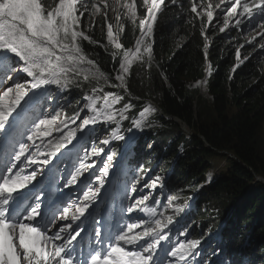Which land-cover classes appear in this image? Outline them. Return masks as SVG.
<instances>
[{"label": "snow or ice", "instance_id": "6c2138e0", "mask_svg": "<svg viewBox=\"0 0 264 264\" xmlns=\"http://www.w3.org/2000/svg\"><path fill=\"white\" fill-rule=\"evenodd\" d=\"M170 3L175 5L177 0H170ZM189 3L190 11L196 16L206 15L209 23L213 20L214 10L226 6L227 15L224 27L220 28L221 32L233 18L238 27L244 18L251 20L259 14L261 20L258 21L257 31L248 43L255 41L257 36L264 41V0H219L215 5L212 0H200L199 4L197 0H189ZM140 7L146 10L144 18L139 20L140 34L133 47L125 48L120 42V35L124 31L120 23L121 10H124L123 15L127 20L136 25L137 0H58L55 6H46L43 0H0V87L12 80L13 72L19 74L17 82L0 92V133H6L8 128L13 127V121L24 111L23 104L28 102L26 98L32 99L30 93L35 95V90L50 85L66 89L74 80L95 81L100 85L94 86L92 94L85 97L86 103L81 110L86 109L89 115L81 118L77 114L73 118L61 110L50 118L33 121L30 134L25 136L26 141L31 143L15 141L8 162L0 165V264H157L162 242L169 240L168 235L163 233L173 223V217L164 214L167 208L158 213L156 207H150L147 203L150 195L135 199L125 209L129 214L142 213L148 219L141 217L132 222L120 223L114 231L107 234L94 229L85 255L80 247V241L84 239L81 236L84 231L81 217H85V213L95 203L99 189L88 188L83 191L79 202L72 201L64 207H55L48 213L42 212V200L38 196L29 200L27 193L23 191L36 180L38 172L43 173L44 166L61 149L72 144L77 132L97 124L119 125L122 120L128 119L125 113L131 105L115 107L123 97L113 91H104V86L110 83L109 76L100 69L96 61L84 53L82 42H99L93 40L80 25L85 13L90 22L89 30L94 26L96 16L102 15L107 20L109 11L114 13L117 30L114 32L113 25L108 23L107 45L101 46L107 50L110 45L120 52L121 60L113 77L119 83L111 84V87L127 90L126 78L134 63H146L151 67L154 25L158 14L166 5L165 0H142ZM198 7L202 11H198ZM201 31L203 34V28ZM205 39L207 41V37ZM259 47L264 49V42ZM204 48L207 55V42ZM116 51L113 52L114 58ZM236 57L239 63H243L240 61L239 51L236 52ZM12 60H15L16 67L10 63ZM21 80L24 82H20ZM154 111L151 105L146 106L139 113L140 118L133 120L134 126L140 128L146 115ZM77 120L80 123L76 128L70 129L67 134L51 138L53 133H63L69 121L76 123ZM123 139L118 130H113L109 138L102 140V144L108 145L113 140ZM103 151V148L93 147L91 155L97 156ZM107 159L111 161L112 156ZM92 166L81 162L65 186L76 184L83 172ZM27 169L32 170L26 172ZM107 174L108 167L105 166L102 174L96 178L100 187H103ZM158 181L159 178L146 187L156 189ZM132 191L135 192V189ZM167 199L171 205L176 197ZM158 203L159 201L152 200L153 205ZM180 211L181 208H175V212ZM77 221L81 223H76ZM199 244V240H189L174 245L165 250L166 256L173 259L161 264H174V261L187 264L188 257Z\"/></svg>", "mask_w": 264, "mask_h": 264}, {"label": "trees", "instance_id": "16d2710c", "mask_svg": "<svg viewBox=\"0 0 264 264\" xmlns=\"http://www.w3.org/2000/svg\"><path fill=\"white\" fill-rule=\"evenodd\" d=\"M57 2L43 0L46 6H55ZM218 2L212 0L213 5ZM141 3L142 0H137L136 25L128 21L121 10L120 23L124 31L120 42L125 48L133 47L140 34L139 20L146 15ZM165 5L158 14L151 38V67L146 63H134L126 78L127 90L111 87L118 83L113 77L121 60L120 52L110 45L107 50L101 46L107 45V24L113 25L114 32L117 30L114 13L109 11L107 20L102 15L96 16L91 30L88 14L81 19V29L99 42L84 41L82 47L109 76L110 83L104 86V91H113L123 97L116 108L131 105L125 113L128 119L119 125L109 124L107 128L118 130L119 134L133 129V120L139 119V113L153 102L157 108L152 106L155 111L146 115L139 139L143 142L144 156H157L163 171L170 177L168 190L182 197L183 207L197 194L198 219L211 231L221 225L228 248L249 241L250 250L260 248L264 253V182L257 180L258 176L264 178V50L259 47L261 37L248 43L257 28L245 18L238 27L235 18L231 19L221 32L226 6L215 9L209 23L206 15L196 16L190 11L189 0H177L175 5L165 0ZM197 10L202 11L199 7ZM206 42L211 66L208 65V69ZM237 51L243 63L237 60ZM94 86L100 85L95 81L74 80L66 89L54 85L51 93L60 110L70 117L82 114L84 118L90 113L81 109ZM184 125L190 132L185 131ZM103 128L105 126L97 127V131L101 134ZM124 142L125 139L117 140L111 147L117 150ZM99 148L105 147L99 145ZM223 151L227 152L223 154L230 166L208 184L205 173L213 157ZM229 154L233 158L228 157ZM230 208L234 211L229 216Z\"/></svg>", "mask_w": 264, "mask_h": 264}, {"label": "rangeland", "instance_id": "374dc122", "mask_svg": "<svg viewBox=\"0 0 264 264\" xmlns=\"http://www.w3.org/2000/svg\"><path fill=\"white\" fill-rule=\"evenodd\" d=\"M116 26L118 27L117 24H116ZM12 66L16 67L17 65H16V63H13ZM15 73L16 72H13L12 75H16ZM28 79H30V78H28ZM10 83H11V80H9L7 82V84H10ZM53 86L54 85H50V86H47L46 88H43L44 92H47L48 89L51 90ZM30 96H32V99L28 100V102L25 104V106H26L25 113L30 109V107L33 105V103L35 102V100L37 98L36 92H35V95H33L31 93ZM53 103H54V101H52V100L50 102H44L45 107L41 108V113L39 116H36V118L42 117L44 115L46 109H48V107H51L50 105ZM149 104L151 106L157 108L153 102L150 101ZM85 110L86 109H84V111ZM184 127H185L186 132H190V130L188 128H186L185 125H184ZM143 130L144 129H140V128L136 127V128H133V129L125 132L124 134H121V135L123 137H134V136L137 137L140 133L143 132ZM21 131H22V128H20V132ZM1 134L2 133H0V143H1ZM18 140H23L24 142L29 143V144L31 143L30 141H26V139L20 138V137L17 138V141ZM114 141L115 140H113L112 142H114ZM78 146H81V142H78L77 144L73 145V147H72V144L69 145V147H72L71 149H76V150H77ZM17 150H18V146H17ZM12 151H13V148L11 150L6 149L5 151H3L0 154V165L5 164L4 161H6V163L8 162L9 154ZM33 151H34V149H33ZM73 157H74L73 154L64 153L63 156L60 158L59 157H57L56 159L53 158L48 165L44 166L43 173L38 172L36 180L33 181V183L28 186L25 193H27L29 200H31L37 196L42 200V206H41L42 212L48 213L50 211V209L54 210L55 207L66 206V204L70 203V201L74 197H76V195H80V196L83 195L84 182L82 180H77L76 184L70 186L69 190L67 189L66 192L63 194V197L59 201H56L58 199V195L54 192L55 186L50 187V184H49V179L52 176V172L58 168V166L62 163V161L66 160L69 162L70 159H72ZM224 157L225 156L223 153L219 154L218 156L213 157L212 164L209 167L208 171L205 173V178H206L205 180L208 181V184L211 183L217 176L225 173L228 170V168L230 166V162L227 161L228 158L225 159ZM41 159H43V158L41 157ZM31 170L32 169H29L28 171L30 172ZM98 170H100V169H98ZM89 171L90 170H87V173ZM66 178L67 177H65V179L61 183L62 188L66 187L65 186L66 181L68 180ZM160 185H161V179L159 178L157 186H160ZM98 189H99V191L101 190L100 185H99ZM61 201H63L64 203H60ZM74 201H76V200H74ZM230 210H231V208H230ZM82 219H83V217H81V220ZM76 223H80V221H77ZM58 226H59V222H58ZM73 227H75V224L73 225ZM180 227H181V224H180L179 220H176L169 227V228H171V231H173V232L171 234H168L169 231H167V229H166L165 232L163 233L165 235H168V237H169L168 241L162 242V247L159 250V251H161L160 255H162V258L165 261H167L168 259H173L171 257L166 256L165 250L170 249L171 247H173L174 245H176L180 242L188 241L187 238L185 237V232H183L180 229ZM114 230H111V231H114ZM212 235L213 234H211V231H208L205 237L211 239ZM192 240H199L200 241V244L197 246V248L206 242V239H203V237H198V238H195ZM213 243H215V245L218 244V248L216 250L221 249V252H222V248H223L222 244H220V242L218 240L215 242H212V244ZM159 251H158V253H159ZM198 256L199 255L197 254V250L195 249L193 251V254L188 257L187 263L192 261V264H194L196 260L197 261L199 260ZM174 264H184V262L174 261Z\"/></svg>", "mask_w": 264, "mask_h": 264}, {"label": "clouds", "instance_id": "9594fccd", "mask_svg": "<svg viewBox=\"0 0 264 264\" xmlns=\"http://www.w3.org/2000/svg\"><path fill=\"white\" fill-rule=\"evenodd\" d=\"M261 42L264 41H262L261 39ZM222 153L227 152L223 151ZM231 156V154L228 155V157ZM162 173H164V171H162ZM160 178L162 179V182L159 186V189H168V182L170 177L165 174L163 178L160 175ZM174 196L176 197V199L172 201L171 205L168 204V199H165L163 202V208H167V212H165V215L172 216L173 223L176 220H179L181 224L180 229L185 232V237L188 241L198 237H203V239H206L205 243H203L200 247L196 248L197 254L199 255V260H196L194 264H263L264 253L262 250H260V248L258 251L250 250L249 241H247L245 245H240L239 247L233 246L231 248H228L225 242V236L221 233V225L217 226L214 231H211L210 227H206V225L201 221V219H198V213L200 212V208L197 202V194L192 196V198L188 200L184 207L181 204L182 197L175 193ZM177 207L181 208L182 211L175 212V208ZM233 211L234 209L230 211L229 216ZM228 219L226 220V223L228 222ZM170 225L168 226V228L170 227ZM168 228V234H171L173 231H171V228ZM208 231H211V234H213L211 239L205 237ZM217 240L223 246L222 252L221 249L216 250L218 248V244H212V242H215ZM187 264H192V261L188 262Z\"/></svg>", "mask_w": 264, "mask_h": 264}, {"label": "bare ground", "instance_id": "6f19581e", "mask_svg": "<svg viewBox=\"0 0 264 264\" xmlns=\"http://www.w3.org/2000/svg\"><path fill=\"white\" fill-rule=\"evenodd\" d=\"M31 94V93H30ZM26 100L28 101V98H26ZM22 104H23V102H22ZM23 108H24V111L22 112V113H25V109H26V106H25V104H23ZM14 137V136H13ZM13 137L10 139V141L9 142H11V140L13 139ZM102 233V232H101ZM82 243V242H81ZM88 250V249H87ZM86 250V252L85 253H87L88 251Z\"/></svg>", "mask_w": 264, "mask_h": 264}, {"label": "water", "instance_id": "95a60500", "mask_svg": "<svg viewBox=\"0 0 264 264\" xmlns=\"http://www.w3.org/2000/svg\"><path fill=\"white\" fill-rule=\"evenodd\" d=\"M232 157V156H231ZM258 180H262V181H264V179L262 178V177H258L257 178Z\"/></svg>", "mask_w": 264, "mask_h": 264}]
</instances>
